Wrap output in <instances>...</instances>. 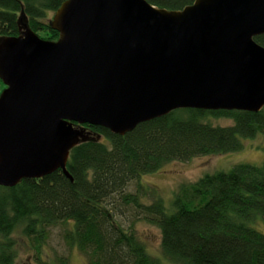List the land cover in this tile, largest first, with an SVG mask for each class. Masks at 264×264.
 Here are the masks:
<instances>
[{
    "label": "water",
    "instance_id": "obj_1",
    "mask_svg": "<svg viewBox=\"0 0 264 264\" xmlns=\"http://www.w3.org/2000/svg\"><path fill=\"white\" fill-rule=\"evenodd\" d=\"M49 27L0 39V188L56 171L72 182L82 126L124 136L177 110L264 108V0H65Z\"/></svg>",
    "mask_w": 264,
    "mask_h": 264
},
{
    "label": "trees",
    "instance_id": "obj_2",
    "mask_svg": "<svg viewBox=\"0 0 264 264\" xmlns=\"http://www.w3.org/2000/svg\"><path fill=\"white\" fill-rule=\"evenodd\" d=\"M64 1L0 0V38L16 37L26 26L40 39L57 40L46 19ZM145 1L179 11L194 0ZM254 41L264 47V35ZM210 117L228 118L232 125L213 126ZM84 126L90 138L70 151L66 164L72 182L58 170L0 188V264H13L9 236L16 229L39 258L47 229L65 224L71 229L63 240L85 264H160L137 237L138 221L159 230L161 253L173 264H264V232L254 226L256 220L264 225V164L235 165L181 186L169 213L157 197L144 205L140 192H125L131 182L168 163L237 152L243 140L264 137V108L258 113L177 110L122 137ZM127 207L134 214L125 228L116 216ZM57 264L68 262L59 258Z\"/></svg>",
    "mask_w": 264,
    "mask_h": 264
},
{
    "label": "rangeland",
    "instance_id": "obj_3",
    "mask_svg": "<svg viewBox=\"0 0 264 264\" xmlns=\"http://www.w3.org/2000/svg\"><path fill=\"white\" fill-rule=\"evenodd\" d=\"M53 14H48L47 22H50ZM2 39V38H0ZM0 82V93L4 90ZM207 122L213 126L227 127L232 121L223 117H210ZM84 130L85 126H82ZM87 130V129H86ZM96 138V137H95ZM96 140L102 141L97 137ZM239 164L261 166L264 164V137L242 141L241 150L219 156H205L193 158L185 163L171 162L152 174L140 177L131 182L125 189L126 193L136 194L140 192L139 202L149 205L154 198H159L165 210L172 212V199L174 193L184 185L194 184L205 175L215 173H227L232 167ZM140 186L141 188L140 190ZM133 209L120 208L116 220L122 227H127L133 219ZM254 226L264 232V225L256 220ZM255 228V229H256ZM71 229L69 224L55 225L47 229V236L40 247L39 258H36L34 250L28 239L23 236L20 229H16L9 240L13 243L15 258L13 264H57L59 258L67 259L68 264H85L84 257L75 248L68 247L63 240L65 230ZM133 229L137 237L144 243L147 253L160 264H173L167 261L160 249L159 230L143 221L134 223Z\"/></svg>",
    "mask_w": 264,
    "mask_h": 264
}]
</instances>
